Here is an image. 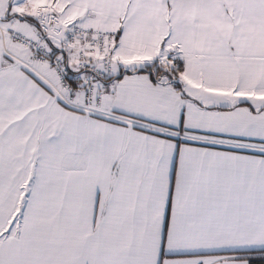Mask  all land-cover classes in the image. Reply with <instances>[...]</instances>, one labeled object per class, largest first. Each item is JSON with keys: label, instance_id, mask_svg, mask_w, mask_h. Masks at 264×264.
<instances>
[{"label": "snow or ice", "instance_id": "6c2138e0", "mask_svg": "<svg viewBox=\"0 0 264 264\" xmlns=\"http://www.w3.org/2000/svg\"><path fill=\"white\" fill-rule=\"evenodd\" d=\"M0 264H264V0H0Z\"/></svg>", "mask_w": 264, "mask_h": 264}]
</instances>
